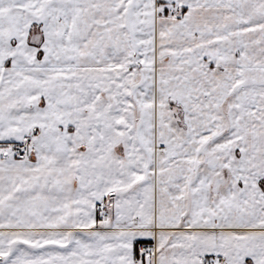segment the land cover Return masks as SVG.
I'll return each mask as SVG.
<instances>
[{
  "label": "snow or ice",
  "instance_id": "1",
  "mask_svg": "<svg viewBox=\"0 0 264 264\" xmlns=\"http://www.w3.org/2000/svg\"><path fill=\"white\" fill-rule=\"evenodd\" d=\"M0 264H264V0H0Z\"/></svg>",
  "mask_w": 264,
  "mask_h": 264
}]
</instances>
